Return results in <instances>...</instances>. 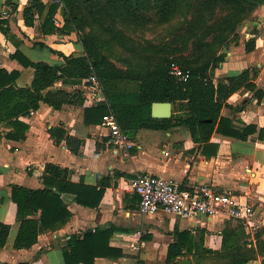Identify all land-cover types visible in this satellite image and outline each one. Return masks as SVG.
<instances>
[{"label": "crops", "instance_id": "obj_1", "mask_svg": "<svg viewBox=\"0 0 264 264\" xmlns=\"http://www.w3.org/2000/svg\"><path fill=\"white\" fill-rule=\"evenodd\" d=\"M30 1L0 0V19H7L10 27L7 34L0 30V67L18 70L17 85L21 87L31 85L34 69L12 57L17 49L33 61L50 64L64 63L63 57L54 49L66 54L83 52V45L74 32L43 33L40 29L42 18L38 13H35L34 25H26L23 11ZM261 23H264V1L240 24L237 38L226 46L225 60L215 69L216 83L219 78L254 67L258 72L254 81L264 90V25L261 27ZM252 37L256 38L255 48L247 51L246 42ZM57 86L68 90L82 88L81 84L63 86L61 82ZM84 105L90 104L85 102ZM221 113L231 118L234 127L242 132L246 125H255L256 130L245 138L214 130L210 139L202 142L196 141L189 128L184 126L142 128L132 137L137 145L116 151L106 143L107 127L102 123L84 122V106L65 105L53 109L41 102L33 114L20 116L29 125L22 139L8 138L11 127L1 124L0 222L9 224L10 232L6 244L0 246V264L22 261L65 264L64 250L69 247L71 236L103 229H112L109 245L121 250L122 255L114 258L98 256L95 264L190 263L195 248L190 258L185 252L167 262L169 245L178 242L182 232L190 233L194 239L203 235L206 247L217 244L227 220L181 217L163 211L143 214L139 209L140 195L132 186L133 179L141 172L173 179L184 187L208 184L219 190H228L239 201L252 204L257 217L264 221V130L261 131L264 129V96L259 100L253 91L241 87L227 98ZM57 126L81 140L77 153L70 149L65 139L55 142L50 130ZM46 163L72 170V181L95 186L98 176L102 175L110 178V185L105 187L96 207L82 205L73 195L63 194L72 212L70 218L63 224L41 231L31 247L16 248L14 244L20 222L17 220V204L11 198L12 185L43 188ZM131 244L135 248H131ZM246 264H262V257Z\"/></svg>", "mask_w": 264, "mask_h": 264}, {"label": "trees", "instance_id": "obj_2", "mask_svg": "<svg viewBox=\"0 0 264 264\" xmlns=\"http://www.w3.org/2000/svg\"><path fill=\"white\" fill-rule=\"evenodd\" d=\"M264 0H61L58 3H45L43 0H31L25 6L23 14L26 25L33 26L35 13L42 18L40 29L45 34L76 33L83 45L81 54H66L53 50L62 56L64 63L50 64L46 61H33L20 49L13 58L24 66L34 69L31 85L18 86V70L9 71L0 67V125L11 127L7 137L22 139L29 125L20 119L31 110L40 107L41 102L53 109L65 105L84 106V122L100 124L104 116L113 113L123 131L134 137L142 128L169 129L173 126L189 128L196 141H208L214 132L228 136L245 138L256 130L255 125H246L243 132L234 127L233 120L223 116L221 111L227 98L241 87L253 91L259 100L264 90L257 87L256 68H246L236 75H228L214 81L215 69L225 60L226 46L236 39L240 24L252 14ZM15 9L17 8L14 7ZM60 9L64 24L57 28L53 17ZM188 18L186 24L173 36V42L181 48H189L188 54L176 57L190 78L181 81L169 73L168 65L150 70L147 75L126 71L117 66L101 49L105 41L97 34L87 33L85 27L96 23L110 34L115 33L116 18L133 24H143L157 20L166 22L179 10ZM0 30L8 33L7 19H0ZM256 38L246 42V50L255 48ZM95 73L102 83L106 100L94 105L85 104L82 89L68 90L63 86L82 84L83 80ZM126 84H123V83ZM133 83V87L129 86ZM127 85V86H126ZM171 101L173 115L158 119L152 116V103ZM264 129H261L263 131ZM55 142L65 139L73 152H78L81 140L69 135L61 126L50 130ZM72 170L55 163H46L42 180L43 188L32 189L22 185H12L11 198L17 204V220L20 222L14 246L29 248L38 240L41 231L65 223L72 212L68 209L63 194L74 196L75 200L86 206L99 205L105 187L110 178L98 176V184L88 185L83 181L71 180ZM38 215V217H36ZM238 222V221H237ZM223 229V245L228 246L231 257L227 264H246L252 259L262 257L264 264V227L254 233V241L232 244L231 238L237 236L243 225ZM10 225L0 222V246L6 244ZM112 229L86 231L82 236L73 235L69 247L64 250L65 264H95L98 256L118 257L121 250L109 245ZM194 237L188 232L180 233L178 242L171 243L167 262L185 252L205 248L203 235ZM181 244L180 242H182ZM200 241V244L194 242ZM186 242V243H185ZM191 243V244H190ZM185 249V251H183ZM17 264H30L22 261Z\"/></svg>", "mask_w": 264, "mask_h": 264}, {"label": "built area", "instance_id": "obj_3", "mask_svg": "<svg viewBox=\"0 0 264 264\" xmlns=\"http://www.w3.org/2000/svg\"><path fill=\"white\" fill-rule=\"evenodd\" d=\"M43 1L61 5V0ZM53 22L57 28L63 26L60 9L54 15ZM169 73L181 81L190 78V71L178 64L172 65ZM81 89L85 94V102L90 105L106 100L102 83L95 73L83 80ZM30 113L33 114L34 110ZM102 124L108 128L107 145L116 151L137 145L132 137L122 130L113 113L106 114ZM132 186L140 195L139 209L143 214L163 211L189 218L205 216L209 219H235L243 225L247 233L253 234L264 227V221L257 217L252 204L241 202L230 191L219 190L212 185L195 184L184 187L173 179L141 172L133 179ZM130 247L135 248L133 244Z\"/></svg>", "mask_w": 264, "mask_h": 264}, {"label": "rangeland", "instance_id": "obj_4", "mask_svg": "<svg viewBox=\"0 0 264 264\" xmlns=\"http://www.w3.org/2000/svg\"><path fill=\"white\" fill-rule=\"evenodd\" d=\"M254 12L247 18L251 17ZM188 18L184 11L180 9L166 22L152 20L137 25L116 18L114 20V35L102 29L96 23L86 26L85 31L97 34L105 41L101 49L118 67L136 74L147 75L150 70L157 69L163 64L169 67L175 64L181 66L180 62L176 61V57L182 53L188 54L189 48L179 47L180 44L173 42V36L177 30L186 24ZM263 25L264 23L260 24L261 27ZM130 87H133V83ZM225 220L227 221L224 225L229 222L234 223L230 226L238 225V222L234 219ZM221 235L214 247L205 246V248L214 252H208L201 248L193 253L190 263L187 262L186 264H227L231 259L227 255L230 248L223 245V233ZM253 236V233H245L240 229L237 236L231 238V243L253 242ZM190 254H192L190 251L185 253L188 257Z\"/></svg>", "mask_w": 264, "mask_h": 264}, {"label": "water", "instance_id": "obj_5", "mask_svg": "<svg viewBox=\"0 0 264 264\" xmlns=\"http://www.w3.org/2000/svg\"><path fill=\"white\" fill-rule=\"evenodd\" d=\"M152 116L160 120L170 118L173 115V103L171 101H156L152 103Z\"/></svg>", "mask_w": 264, "mask_h": 264}]
</instances>
